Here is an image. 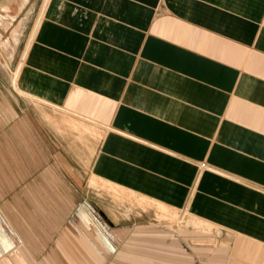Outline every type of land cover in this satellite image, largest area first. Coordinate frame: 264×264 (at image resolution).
Instances as JSON below:
<instances>
[{"label": "crops", "instance_id": "1", "mask_svg": "<svg viewBox=\"0 0 264 264\" xmlns=\"http://www.w3.org/2000/svg\"><path fill=\"white\" fill-rule=\"evenodd\" d=\"M14 92L18 173L53 164L25 103L60 108L104 129L94 177L221 231L172 264L264 263V0H48Z\"/></svg>", "mask_w": 264, "mask_h": 264}, {"label": "rangeland", "instance_id": "2", "mask_svg": "<svg viewBox=\"0 0 264 264\" xmlns=\"http://www.w3.org/2000/svg\"><path fill=\"white\" fill-rule=\"evenodd\" d=\"M46 1L0 0V106L6 110ZM25 106L36 141L52 157L45 169L52 171L29 175L11 164L12 145L18 154L20 141L6 111L9 133L5 147L0 143V264H172V236L190 216L91 174L104 131L100 125L39 101Z\"/></svg>", "mask_w": 264, "mask_h": 264}, {"label": "water", "instance_id": "3", "mask_svg": "<svg viewBox=\"0 0 264 264\" xmlns=\"http://www.w3.org/2000/svg\"><path fill=\"white\" fill-rule=\"evenodd\" d=\"M181 227L190 228L198 232H211L213 231L216 235H220L221 231L211 225L205 224L203 221H200L192 216L188 217L184 223H181Z\"/></svg>", "mask_w": 264, "mask_h": 264}, {"label": "bare ground", "instance_id": "4", "mask_svg": "<svg viewBox=\"0 0 264 264\" xmlns=\"http://www.w3.org/2000/svg\"><path fill=\"white\" fill-rule=\"evenodd\" d=\"M48 1V0H47ZM44 9V8H43ZM26 51H27V49H26ZM26 51H25V53H26Z\"/></svg>", "mask_w": 264, "mask_h": 264}]
</instances>
